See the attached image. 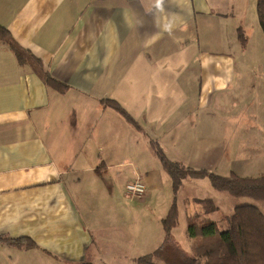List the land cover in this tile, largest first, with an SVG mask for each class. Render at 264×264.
<instances>
[{
  "label": "crops",
  "instance_id": "0c3cea01",
  "mask_svg": "<svg viewBox=\"0 0 264 264\" xmlns=\"http://www.w3.org/2000/svg\"><path fill=\"white\" fill-rule=\"evenodd\" d=\"M256 20L253 0H0V25L66 86L0 41V235L35 244L0 242V264H108L76 204L82 179L104 188L128 168L155 189L138 171L153 142L184 167L264 175L263 58L234 54Z\"/></svg>",
  "mask_w": 264,
  "mask_h": 264
},
{
  "label": "rangeland",
  "instance_id": "374dc122",
  "mask_svg": "<svg viewBox=\"0 0 264 264\" xmlns=\"http://www.w3.org/2000/svg\"><path fill=\"white\" fill-rule=\"evenodd\" d=\"M242 33L246 39L245 47H249V52L242 55H246L250 63H259V60L263 58V62L259 64L264 72V35L258 20L250 31ZM236 34L238 33H235V37ZM237 41L238 48L234 52L236 56L240 53V49L245 48L241 46L238 37ZM248 69L252 73H258L251 67ZM152 149L153 147L148 144L145 151L139 150L138 153L140 164L138 171H142L141 176L144 172L150 171L157 183L155 189L146 187L142 197H131L126 192V183L133 181L137 176L131 175L132 170L128 168L107 175L104 188L93 187L88 177L82 179L84 191L79 193V196H83L80 199L82 204L77 200L76 204L84 217L85 224L89 226L96 238L100 248L99 259L103 258L108 264H136V258L159 248L164 235L161 219L174 200L177 206V225L172 229L171 238L180 251L190 257L193 256V249L199 242V238L189 237L188 220L198 223L204 217L211 218L210 214H212V219L218 224V230H224L225 225L221 220L223 216L229 214L234 206L245 204V202L257 205L264 214L263 202L219 192L211 186L207 177H187L183 179L184 182L182 180L183 185L181 184L175 193L170 177ZM205 162L208 164L209 159H205ZM210 162L214 164L215 161L210 160ZM211 172L220 174L223 170L217 166ZM75 195L77 196V193ZM194 196L210 199L212 203L218 202V212L205 214L206 202L205 204L194 202ZM96 249V245L89 248V261L90 257L93 258L95 255Z\"/></svg>",
  "mask_w": 264,
  "mask_h": 264
},
{
  "label": "trees",
  "instance_id": "16d2710c",
  "mask_svg": "<svg viewBox=\"0 0 264 264\" xmlns=\"http://www.w3.org/2000/svg\"><path fill=\"white\" fill-rule=\"evenodd\" d=\"M255 1L258 23L264 35V0ZM242 32V30H238L237 37L241 46L245 47L246 39ZM0 41L6 43L14 51L20 63L31 65L46 84L59 91L66 87L43 71L39 61L32 59L33 57L23 50L13 40L9 31L1 25ZM105 104L119 112L134 127L139 128L132 117L116 101L105 100ZM151 145L164 171L170 177L175 193L184 178L207 177L211 186L219 192L264 203V175L242 177L230 173L224 176L205 169L184 167L180 163L170 160L157 143L153 142ZM198 202L204 204L206 202L207 205H204L205 214L216 209L208 199H200ZM221 220L225 225L224 230H218L217 222L210 218L204 217L198 223L191 219L188 220V235L199 238V242L194 246L193 256H186L171 238L172 229L177 225V206L174 200L166 215L161 219L164 231L161 246L136 258V264H264V214L260 208L249 202L237 205ZM0 242L24 248L35 246L34 242L27 237L11 238L0 235Z\"/></svg>",
  "mask_w": 264,
  "mask_h": 264
},
{
  "label": "built area",
  "instance_id": "2783aa9c",
  "mask_svg": "<svg viewBox=\"0 0 264 264\" xmlns=\"http://www.w3.org/2000/svg\"><path fill=\"white\" fill-rule=\"evenodd\" d=\"M126 192L131 197H142L146 191V185L141 178H136L133 181L126 183Z\"/></svg>",
  "mask_w": 264,
  "mask_h": 264
}]
</instances>
